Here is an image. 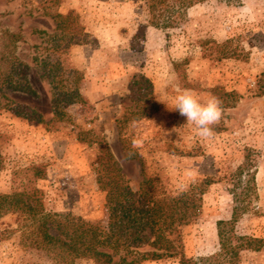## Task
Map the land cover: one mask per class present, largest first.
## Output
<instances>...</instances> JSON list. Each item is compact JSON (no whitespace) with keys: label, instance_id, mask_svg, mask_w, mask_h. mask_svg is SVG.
<instances>
[{"label":"rangeland","instance_id":"374dc122","mask_svg":"<svg viewBox=\"0 0 264 264\" xmlns=\"http://www.w3.org/2000/svg\"><path fill=\"white\" fill-rule=\"evenodd\" d=\"M193 2L179 13L153 15L147 0H0V31L20 35L15 51L29 65L35 92L0 95V193L20 190L16 170L43 164L44 176L32 183L40 190V212L104 228L106 190L97 176L106 146L134 191L144 176L158 192L173 195L202 184L197 215L179 228L182 253L197 264L218 252L217 221L229 220L235 203L247 208L235 232L264 242V96L258 92L264 0ZM69 10L84 27L86 42L53 53L65 81L55 105L35 58L54 44L41 32H61L53 14ZM177 88L194 90L201 101L215 96L231 103L221 106L211 136L197 135L172 109ZM14 110L34 112L35 118ZM36 224L28 214L0 216V264H56L53 251L33 246ZM50 233L57 234L52 227ZM72 264L95 262L79 257ZM234 264H264V246L242 251Z\"/></svg>","mask_w":264,"mask_h":264},{"label":"trees","instance_id":"16d2710c","mask_svg":"<svg viewBox=\"0 0 264 264\" xmlns=\"http://www.w3.org/2000/svg\"><path fill=\"white\" fill-rule=\"evenodd\" d=\"M193 4V0H147L149 12L153 15L179 13ZM53 18L61 32H41L54 41V44L46 49L48 52L44 57H36L35 60L40 62L43 74L52 89L53 103L57 105L61 100L59 96L63 93L61 91L65 87V81L62 76V64L58 57H53V53L73 44L84 43L86 38L84 27L77 22V14L74 11L56 12ZM19 39L20 35L15 32L0 31L2 96L11 92L35 95L28 79L29 65L15 51ZM258 92L264 96V72L258 79ZM225 94L232 95L228 92ZM229 105L231 103L228 100L221 98V106ZM14 111L25 118H32L34 115V112ZM3 169L4 158L0 151V172ZM15 174H22L19 181L21 188L7 194L0 193V216L12 212L19 215L28 214L33 218L37 224L32 244L37 248L43 247L53 251L56 264H72L74 259L79 257L92 259L95 264H139L145 260L171 256H178V264H197L196 259L182 253L179 228L197 215L202 193L201 183L190 185L188 189L173 195L158 192L151 184L150 177L144 176L140 189L134 191L124 182L120 167L109 149L103 146L97 176L98 183L106 190L108 221L103 228L69 214L40 212V190L32 183L44 176L43 164L18 169ZM234 177L237 178V175ZM252 179L251 176L249 181ZM250 187L244 186V190L252 189V184ZM233 196L234 202L240 199L237 194ZM246 210V206L235 203L231 218L217 221L219 250L205 258L204 264H234L242 251H257L264 246L262 238L235 232L234 223ZM51 227L56 230V235L50 233ZM143 247L146 249L142 250Z\"/></svg>","mask_w":264,"mask_h":264},{"label":"clouds","instance_id":"9594fccd","mask_svg":"<svg viewBox=\"0 0 264 264\" xmlns=\"http://www.w3.org/2000/svg\"><path fill=\"white\" fill-rule=\"evenodd\" d=\"M178 114L186 118L201 137L212 135V126L219 122L222 116L221 101L215 96H209L201 101L198 94L187 88H177L173 107Z\"/></svg>","mask_w":264,"mask_h":264}]
</instances>
